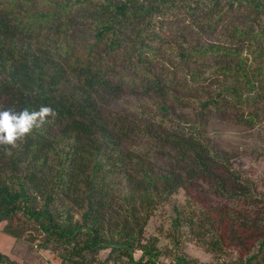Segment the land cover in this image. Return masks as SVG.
<instances>
[{
  "label": "trees",
  "instance_id": "trees-1",
  "mask_svg": "<svg viewBox=\"0 0 264 264\" xmlns=\"http://www.w3.org/2000/svg\"><path fill=\"white\" fill-rule=\"evenodd\" d=\"M41 105L57 116L0 145L5 234L69 264H165L162 237L203 264L179 250L197 232L264 264V193L205 131L264 118V0H0V110Z\"/></svg>",
  "mask_w": 264,
  "mask_h": 264
},
{
  "label": "rangeland",
  "instance_id": "rangeland-1",
  "mask_svg": "<svg viewBox=\"0 0 264 264\" xmlns=\"http://www.w3.org/2000/svg\"><path fill=\"white\" fill-rule=\"evenodd\" d=\"M136 100L133 99V102ZM153 106L157 103L156 99L150 100ZM189 109L190 111L192 110ZM252 128L233 125L228 122L210 121L206 124V133L212 141L217 142L220 150L226 152L236 168H240L247 174L264 193V118ZM184 200L182 192L174 195L165 202V206L156 210L155 214L149 219V230L145 236L152 234H165L170 229V217L173 216V207H180ZM19 218L24 219L23 215ZM4 223V222H3ZM32 224V222H30ZM28 234V233H27ZM26 235V234H24ZM37 236V235H36ZM197 232L186 233L183 236L184 246L179 249L183 256L188 259H196L203 264H235L236 259L231 255L223 253H209L205 247L198 242ZM160 246L163 247L164 254L161 255L159 262L168 264L170 256L174 253V245L161 237ZM0 252L7 256L13 264H69L62 259L60 252L49 249H41L34 243L25 240V237L16 238L0 233ZM107 251L97 254L98 258L103 259ZM166 252V253H165ZM141 252L134 251V257L138 258ZM0 264H5L1 262Z\"/></svg>",
  "mask_w": 264,
  "mask_h": 264
},
{
  "label": "clouds",
  "instance_id": "clouds-1",
  "mask_svg": "<svg viewBox=\"0 0 264 264\" xmlns=\"http://www.w3.org/2000/svg\"><path fill=\"white\" fill-rule=\"evenodd\" d=\"M56 116V111L46 105H41L38 110H0V145L15 147L18 140H24L34 129L50 123V118L54 119Z\"/></svg>",
  "mask_w": 264,
  "mask_h": 264
},
{
  "label": "crops",
  "instance_id": "crops-1",
  "mask_svg": "<svg viewBox=\"0 0 264 264\" xmlns=\"http://www.w3.org/2000/svg\"><path fill=\"white\" fill-rule=\"evenodd\" d=\"M0 227H1V229H2V227H3V223H1L0 224ZM2 232V230L0 231V233ZM4 233V232H3ZM5 234V233H4ZM7 235V234H6ZM7 236H9V235H7Z\"/></svg>",
  "mask_w": 264,
  "mask_h": 264
}]
</instances>
